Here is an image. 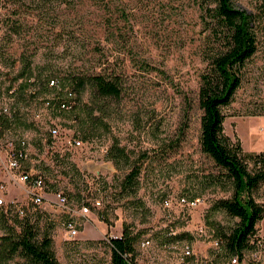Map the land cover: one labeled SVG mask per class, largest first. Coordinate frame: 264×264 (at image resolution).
I'll list each match as a JSON object with an SVG mask.
<instances>
[{"label":"rangeland","instance_id":"1","mask_svg":"<svg viewBox=\"0 0 264 264\" xmlns=\"http://www.w3.org/2000/svg\"><path fill=\"white\" fill-rule=\"evenodd\" d=\"M234 3L253 15L257 50L222 109L223 131L239 140L243 151L257 152L264 148V0ZM115 4L124 12L113 11L117 29L108 39L96 0H0V107L9 109L0 113V209L10 222L22 208L19 216L52 236L60 264H109L108 238L120 235L123 225L134 235L136 264H231L233 256L213 240L218 225L228 230L237 217L210 207L231 193L230 185L214 181L220 169L198 140V75L206 62L197 0ZM95 71L116 72L120 95L99 97L89 83L75 86L78 76ZM51 78L62 91L75 87L70 108L45 106V98L58 90L49 87ZM3 116L10 117L7 127ZM50 119L84 144L52 137ZM7 139L16 145L25 140L22 168L32 166L43 175L41 204L31 202L27 184L9 177ZM113 142L123 149L116 162L106 155ZM135 163L138 181L128 193L119 183ZM58 192L74 213L88 206L86 215L76 217L74 237H67L64 225L71 213L55 207ZM253 194L264 201V186ZM168 195L200 202L195 208H169ZM250 243L237 263L264 264V216ZM186 245L190 255L184 254Z\"/></svg>","mask_w":264,"mask_h":264},{"label":"trees","instance_id":"2","mask_svg":"<svg viewBox=\"0 0 264 264\" xmlns=\"http://www.w3.org/2000/svg\"><path fill=\"white\" fill-rule=\"evenodd\" d=\"M96 3L104 13L102 31L109 39L117 29L113 11L117 8L123 13L124 10L115 0H96ZM197 5L204 32L200 53L206 62L198 75L197 97L202 110L198 140L201 150L220 169L214 181L219 183L224 179L230 185L231 193L215 199L210 207L237 217L228 230L218 225L216 236L224 251L237 256L240 262L244 250L251 244L257 222L264 216V201L253 194L258 186H264V148L257 152L243 151L239 140L233 141L224 133L222 109L232 101L242 83V68L257 50L253 15L236 6L234 0H197ZM85 83L92 85L99 97L119 96L122 91L119 75L114 71L78 76L75 86L80 88ZM74 89L73 86L71 90ZM9 118H1L5 127ZM118 153H123V149L113 142L106 155L116 162ZM139 172V165L133 164L119 183L121 190L135 191ZM17 213L9 222L6 211L0 209L3 230L0 233V264H60L52 236L47 231L40 233L33 221L19 216L24 213L22 208H18ZM108 244L109 264H136L134 235L127 225H123L120 235L110 236Z\"/></svg>","mask_w":264,"mask_h":264},{"label":"built area","instance_id":"3","mask_svg":"<svg viewBox=\"0 0 264 264\" xmlns=\"http://www.w3.org/2000/svg\"><path fill=\"white\" fill-rule=\"evenodd\" d=\"M34 78H29V80L33 81ZM58 80L51 78L49 81V87L55 88L54 93L47 96L45 98V106L51 109H68L72 106L74 102V91L70 88H66L65 90H61V86L57 87ZM9 109L6 106L3 108L0 107V113L7 114ZM48 133L54 138H61L64 137L65 141L68 145L71 146H81L83 145V141L80 138L75 137L74 133L68 134L66 131L62 130V126L58 121H54L50 119V125L48 127ZM16 145L13 139H7L5 141V149H4V156L6 159L7 170L9 177L14 180L23 181L27 184L28 187V195L32 203L35 205L41 204L45 199V182L44 177L36 170L34 167L29 166L26 168H22L21 161L27 157V151L25 149V140L20 139ZM4 200L3 197H0V203ZM200 199L198 197L188 198L186 195H168L164 199V205L166 207H179L182 209L184 206H188L189 208H195L198 204ZM67 198L66 196L58 192L56 194L55 204L60 211L63 212H70V217L64 222L66 235L67 237H74L78 233L76 217L80 215H86L88 212V206L82 205L81 209L79 210L78 214L72 212L71 208L66 204ZM101 201L99 198L94 199V204L100 205ZM150 242L149 239H145L142 244L147 245ZM215 247L220 248L221 241L218 238L213 240ZM192 249L189 245H186L184 248V254L190 255ZM231 264H238L237 263V256H233L231 259Z\"/></svg>","mask_w":264,"mask_h":264},{"label":"crops","instance_id":"4","mask_svg":"<svg viewBox=\"0 0 264 264\" xmlns=\"http://www.w3.org/2000/svg\"><path fill=\"white\" fill-rule=\"evenodd\" d=\"M46 195V194H45ZM46 197V196H45Z\"/></svg>","mask_w":264,"mask_h":264}]
</instances>
